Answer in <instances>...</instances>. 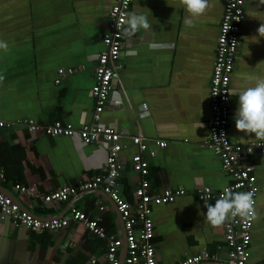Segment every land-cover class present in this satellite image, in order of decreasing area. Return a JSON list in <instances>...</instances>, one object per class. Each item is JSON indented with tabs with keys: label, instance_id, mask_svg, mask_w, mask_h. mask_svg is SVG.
Masks as SVG:
<instances>
[{
	"label": "crops",
	"instance_id": "0c3cea01",
	"mask_svg": "<svg viewBox=\"0 0 264 264\" xmlns=\"http://www.w3.org/2000/svg\"><path fill=\"white\" fill-rule=\"evenodd\" d=\"M115 2L0 0V40L8 44L7 51L0 50V122L13 123L0 127V172L5 175L0 185L34 215L67 216L75 207L99 217L107 235L124 239L121 215L103 191L80 192L68 202H44L46 194L100 174L106 147L85 144L77 136L30 133L17 124L24 119L41 125L60 120L79 129L89 122L96 57L104 50L107 13ZM224 2L209 0L205 15L189 27L188 14L178 0H132L130 12H143L152 27L126 38L119 59L110 64L115 71L113 88L101 121L122 135L118 192L134 205L135 190L143 180L132 162L139 152L133 137L147 139L148 150L142 157L149 164V193L186 191L175 202L152 208L158 264H178L205 251L214 258L202 264H229L225 224L213 228L204 221L207 209L198 196L204 188L217 192L232 183L219 157L206 145L212 115L210 82ZM261 23L264 0H246L230 91L254 86L264 78V38L257 32ZM68 69L74 72L69 74ZM143 104L148 108L142 115ZM229 107L230 140L243 145L254 142V134L235 128L238 96L230 97ZM200 124L203 127L198 128ZM158 140L166 147L156 145ZM247 161L255 166L259 188L248 261L264 264V157L256 153ZM17 185L34 194H22ZM207 202L214 205L216 199ZM105 252L106 241L81 224L36 233L0 218V264H106Z\"/></svg>",
	"mask_w": 264,
	"mask_h": 264
},
{
	"label": "built area",
	"instance_id": "2783aa9c",
	"mask_svg": "<svg viewBox=\"0 0 264 264\" xmlns=\"http://www.w3.org/2000/svg\"><path fill=\"white\" fill-rule=\"evenodd\" d=\"M246 0H225L224 11L220 24V33L217 38L216 57L210 82L211 118L208 126L210 137L206 145L220 159L224 173L232 178V183L225 188L235 191H254V200L257 201L259 192L258 181L255 175V166L247 162L246 158L256 153L264 157V145L256 146L260 141L241 144L232 142L228 136L230 121V81L235 67V58L238 53L242 37V20L245 12ZM132 0H116L108 10L107 17L109 30L103 37L104 50L97 54V65L94 71L95 83L91 89L94 100V111L90 120L79 129L73 125L64 124L58 120L52 124L41 125L33 119H24L17 124L27 127L30 133L41 132L48 137H74L77 136L85 144H102L107 149V158L100 174L80 183L78 186L65 185L44 196L45 203L68 202L71 197L80 192L100 190L114 202L119 211L125 229V240L114 235H107L101 227V219L92 218L85 212L72 207L67 216L39 219L23 211L19 204L10 196L0 191V212L8 217L18 229L30 232L44 233L57 232L66 229L71 223L81 224L91 234L106 241V264H121V250L126 242L127 251L124 264H158L155 245V236L152 220V208L170 204L185 196L182 188L167 189L160 194H150V184L146 179L149 164L142 157L148 150L147 139L133 137L132 142L139 149L132 162L138 166L143 177L141 184L135 190L136 202L131 205L118 192L119 154L124 146L121 143L122 135L112 126L104 125L101 121L102 113L106 108L113 88L115 71L110 66L117 61L125 45L126 37L123 35V25L117 27L125 14L130 12ZM224 38V39H223ZM235 41V42H233ZM73 69L67 73L72 74ZM62 75L64 70H60ZM147 104L141 106L142 115L146 114ZM13 124V123H12ZM11 123L0 122V127L12 126ZM160 148L166 147L165 141H156ZM155 155L154 152L151 153ZM5 181V175L0 172V183ZM22 194H34L33 191L17 185L15 187ZM224 188V189H225ZM204 188L198 194L203 201L218 199L223 193ZM256 214V203H255ZM104 211V207H100ZM254 220L245 222L237 217L229 220L224 226V238L229 249V264H250L251 230ZM214 258L210 252H202L184 258L178 264H202ZM95 261H93L94 263Z\"/></svg>",
	"mask_w": 264,
	"mask_h": 264
},
{
	"label": "clouds",
	"instance_id": "9594fccd",
	"mask_svg": "<svg viewBox=\"0 0 264 264\" xmlns=\"http://www.w3.org/2000/svg\"><path fill=\"white\" fill-rule=\"evenodd\" d=\"M178 3L188 14L185 24L189 27L204 16L210 7L209 0H178ZM121 25L124 26L123 35L126 38L135 36L142 29L149 30L152 27L149 17L138 11L125 14L117 27ZM257 32L260 38H264V23H261ZM253 39L256 40V37H253ZM7 49V42L0 40V50L7 51ZM2 79L3 77H0V80ZM228 94L238 96V107L234 115L236 130L245 135L254 134L255 139L252 141L261 142L256 146L264 145V78L258 79L254 86L230 91ZM200 127H203V125L200 124L198 128ZM254 195V191L234 192L230 188H225L214 205L205 200L204 207L207 212L204 221L213 228H217L229 220H235L237 217L245 222L255 220L257 217L254 207L256 203Z\"/></svg>",
	"mask_w": 264,
	"mask_h": 264
},
{
	"label": "water",
	"instance_id": "95a60500",
	"mask_svg": "<svg viewBox=\"0 0 264 264\" xmlns=\"http://www.w3.org/2000/svg\"><path fill=\"white\" fill-rule=\"evenodd\" d=\"M0 191H2V192H4L7 196H11V194L10 193H8L7 191H5L3 188H2V186L0 185ZM13 199L15 200V201H17V199L15 198V197H13ZM18 203V202H17ZM19 204V203H18ZM19 206H20V208L23 210V211H25V212H28L29 214H32L33 216H36L37 218H39V219H47V218H41V217H39V216H37V215H34L32 212H30L28 209H26L24 206H22V205H20L19 204ZM62 216V215H61ZM61 216H59V217H61ZM58 217V216H57ZM0 218L2 219V220H6V219H8V221H10L11 219L10 218H8V217H3L2 215H1V213H0ZM16 227V226H15ZM17 228V227H16ZM24 230V229H23ZM24 231H26V230H24ZM124 240H125V235H124ZM126 251H127V246H126V242L124 243V245H123V248H122V250H121V264H124V259H125V256H126Z\"/></svg>",
	"mask_w": 264,
	"mask_h": 264
},
{
	"label": "trees",
	"instance_id": "16d2710c",
	"mask_svg": "<svg viewBox=\"0 0 264 264\" xmlns=\"http://www.w3.org/2000/svg\"><path fill=\"white\" fill-rule=\"evenodd\" d=\"M248 158V157H247ZM247 158H246V160H247ZM248 162V161H247ZM54 203V202H53Z\"/></svg>",
	"mask_w": 264,
	"mask_h": 264
}]
</instances>
